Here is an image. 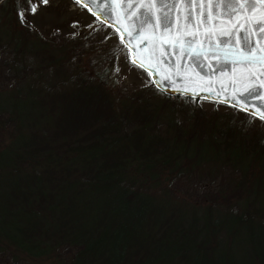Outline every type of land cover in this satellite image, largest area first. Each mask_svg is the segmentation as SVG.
Segmentation results:
<instances>
[{"label":"trees","instance_id":"obj_1","mask_svg":"<svg viewBox=\"0 0 264 264\" xmlns=\"http://www.w3.org/2000/svg\"><path fill=\"white\" fill-rule=\"evenodd\" d=\"M9 13L0 0V15ZM15 24L28 44L26 52L8 48L9 88L29 104L0 105L9 116L0 122V256L21 264H264V206L250 182L264 132L254 116L231 106L204 116L205 100L161 92L158 101L150 82L115 98L107 67L75 61L78 43L53 51L18 13ZM28 50L44 53L49 84L28 78ZM186 142L192 148L182 152ZM203 144L222 157L195 156ZM195 169L237 176L199 200L180 198L171 175L188 179Z\"/></svg>","mask_w":264,"mask_h":264},{"label":"water","instance_id":"obj_2","mask_svg":"<svg viewBox=\"0 0 264 264\" xmlns=\"http://www.w3.org/2000/svg\"><path fill=\"white\" fill-rule=\"evenodd\" d=\"M255 3L254 10L245 8L241 14L227 19L219 15L222 7H217L216 14H213L212 0H201L199 7L193 4L192 23L189 24L186 19L188 10L182 0H178L176 11L172 14V27L167 31H162L159 26L160 9L156 7L155 0H129L127 9L122 7V0H111L110 21H106L95 6L90 11L83 0L77 4L98 22L112 29L126 48L130 61L139 58L144 65L139 68L159 92L217 102L250 114L259 113L260 109L250 108L239 101L241 93L258 87L260 96L251 103L264 102V40L258 39V34L252 28L255 22L264 23V0H255ZM132 4L136 7H131ZM106 6L101 3L99 8ZM141 8L145 11L151 9L155 26L148 24L137 36L132 18ZM202 14L207 15L206 22ZM242 26L248 28L250 38L256 43L251 56L243 51L239 41ZM233 31L236 35L230 37L228 34ZM193 38V43L186 42ZM222 40H232L234 43H222ZM129 48L137 51H129ZM197 53L203 63L202 69L192 62L193 54ZM237 101L240 106H235ZM252 116L259 119V115Z\"/></svg>","mask_w":264,"mask_h":264},{"label":"rangeland","instance_id":"obj_3","mask_svg":"<svg viewBox=\"0 0 264 264\" xmlns=\"http://www.w3.org/2000/svg\"><path fill=\"white\" fill-rule=\"evenodd\" d=\"M5 2L10 13L9 16H4V13L0 15V33L6 34V41L9 45L7 48L0 47V105L11 102L19 106L29 104L28 99L25 97H21V99L14 98L13 90L9 88L15 84V81L12 78V73L8 72L9 65L13 63L9 60L11 53L8 48L18 44V47L26 52L25 48L28 44V40L26 39L27 35L26 37L25 35H22L18 39L14 30H12L15 29V26L17 27L15 24V16L21 11H23L26 16L27 23H24L25 27L29 29V32L32 35H38L39 40L43 41L47 48L59 52V47L63 45L66 50L64 51L67 52L68 48H66V46L68 44L71 45L70 50L74 49L72 48V43H70L74 41L73 44L78 43L76 50H74L75 55L80 53V55L75 57V61H79V64L82 67L87 68L91 65L97 69L107 67V71H105V78L107 79L106 83L111 89L113 97H119L122 93L131 94L136 91H140L141 88H143V85H147L150 82L149 77L142 71V69L130 63V58L127 55L126 48L124 46H120V39L112 31V29L105 25H99V22L95 17L90 16V14L86 12L85 8L79 6L74 1L49 0L48 4H43L41 0H5ZM16 2L17 6L15 5ZM32 4H35L38 8V11L35 14H33L30 10ZM9 17L11 26L8 23ZM74 23L76 24V27H73ZM17 29H19V27H17ZM73 33H76V35L73 36ZM89 34H91V36L87 38V35ZM3 42L4 41L1 43ZM121 49H123V53H121ZM114 51L116 53L115 56H113ZM65 52L64 55H66V58L70 57V53L65 54ZM43 54L44 53L42 52L40 54H32L31 52L32 56H29L28 54L27 58H24L28 78L31 80V78L36 75L41 87L49 84V80H53V77L50 76L53 74L49 70L50 64L44 60ZM106 54H108L110 59H105L104 63L100 64L101 61L90 63L92 60L96 61L101 55ZM116 67L120 69L119 72L114 70ZM154 93V97L158 101H164L160 92L155 91ZM13 98L14 100L12 101ZM151 100H153V98H151ZM199 105L202 108L204 116H210L213 114L217 115L218 113L229 111V106L213 104L212 102L210 103V101H201ZM238 115L241 116L239 113ZM8 117L9 116L5 111L0 113V122H2V124H6L8 122ZM251 123L258 126L262 132H264L263 122L251 119ZM183 125H185V122ZM185 129L191 131L193 127H185ZM3 140H6V138H3ZM196 144L198 145L199 142ZM202 147L204 148L202 149L199 146L196 147L192 153H196L195 156L200 157V153L205 150V157H222V153L214 155L211 147H206L205 144H203ZM180 148L182 149V152H188L190 148H192V144L190 142H186L185 145L182 144ZM237 156V158H240L239 155ZM251 162V165L253 166V180L250 182H252V187L256 190L255 197L257 198V203L264 206V153H259L258 156ZM190 174L191 176L188 178L189 180L186 179L182 173L178 175L172 174L170 180L172 182V191H175V193H177L176 195L180 196V198L183 197L192 201L194 199L199 200L201 194L203 193L205 194L218 189L221 183L226 181L227 178L237 176L236 172H230L229 169L225 170V172L219 170L198 171L195 169ZM239 229L240 231H236V234L247 233L249 235V233H253L252 231L248 232L245 229ZM247 243L249 244V242H244L243 244ZM243 244H241V248L245 247ZM4 257L5 256H0V264H21ZM48 263V261H45L43 264Z\"/></svg>","mask_w":264,"mask_h":264},{"label":"snow or ice","instance_id":"obj_4","mask_svg":"<svg viewBox=\"0 0 264 264\" xmlns=\"http://www.w3.org/2000/svg\"><path fill=\"white\" fill-rule=\"evenodd\" d=\"M43 4H48L49 0H41ZM74 2L79 3L80 0H74ZM84 4H86L91 11L93 9V6H95V10L99 12V14L106 20L110 21L112 18V12H111V0H83ZM183 4L187 8V22L189 24L192 23V7L195 3L197 7H199L201 0H182ZM101 3L106 4V8L100 9L99 5ZM178 0H155L156 7L160 9L158 13V21L159 26L162 31H167L171 29L172 27V14L176 11ZM129 6V0H122V7L127 9ZM131 7L135 8L136 5L132 4ZM217 7H222L223 11L219 13V15H222L226 17L227 19H232L237 14H241L245 8H247L248 11H252L256 7L255 0H244L243 3L240 2V0H212V8H213V14H216L215 9ZM31 12L35 14L38 11V8L35 4L31 5ZM21 18V23H27L25 13L23 11L18 13ZM203 21H207V15L202 14ZM133 23L136 24V30L135 35H139L140 31L145 28L148 24H154V21L152 19V12L149 8L148 11H145L144 8H141L139 12L136 13L135 16H133ZM73 27H76V24H73ZM91 27V26H89ZM252 28L255 34H258V39L264 40V23L262 22H255L252 24ZM76 33H73V36H75ZM230 37L236 35V32L233 31L232 33L228 34ZM134 38V37H132ZM107 39V37H106ZM239 41L241 44V47L243 51L248 53L250 56L253 53V51L256 49V43L250 38V35L248 33V28L246 26H242L240 33H239ZM187 43L191 44L194 42L193 40L186 41ZM123 43V41H122ZM222 43H234L232 40L223 41ZM146 47V44L144 45ZM129 51H137V49L129 48ZM121 53H123V49H121ZM115 51L113 52V56H115ZM192 62L201 69L203 68V63L200 60L199 54H193L192 56ZM253 61H247V63H252ZM130 63L136 65L137 67H143L144 65L141 63L139 58H135L130 61ZM116 72H119L120 69L116 67L114 69ZM220 70V69H218ZM260 96V90L258 87L247 89L244 93H241L239 95V101H243L245 105H247L250 108L258 107L260 109L259 113H250V115H259V119L264 122V102H261L259 104H252L251 102L255 100L257 97ZM239 101L235 104V106H240ZM247 110V108L245 109Z\"/></svg>","mask_w":264,"mask_h":264},{"label":"flooded vegetation","instance_id":"obj_5","mask_svg":"<svg viewBox=\"0 0 264 264\" xmlns=\"http://www.w3.org/2000/svg\"><path fill=\"white\" fill-rule=\"evenodd\" d=\"M15 5L17 6V2L15 3ZM21 5H22V2H21ZM20 20H21V18H20ZM22 24V23H21ZM22 25H24V24H22Z\"/></svg>","mask_w":264,"mask_h":264}]
</instances>
